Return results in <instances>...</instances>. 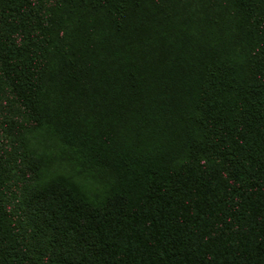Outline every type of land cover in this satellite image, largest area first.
Segmentation results:
<instances>
[{
    "label": "trees",
    "instance_id": "trees-1",
    "mask_svg": "<svg viewBox=\"0 0 264 264\" xmlns=\"http://www.w3.org/2000/svg\"><path fill=\"white\" fill-rule=\"evenodd\" d=\"M0 264H264V0H0Z\"/></svg>",
    "mask_w": 264,
    "mask_h": 264
},
{
    "label": "rangeland",
    "instance_id": "rangeland-1",
    "mask_svg": "<svg viewBox=\"0 0 264 264\" xmlns=\"http://www.w3.org/2000/svg\"><path fill=\"white\" fill-rule=\"evenodd\" d=\"M51 145H52V150H55L56 148L53 146V144H51ZM56 170L59 172H63L65 174H74L75 173L72 166L67 164V162L63 159L56 164Z\"/></svg>",
    "mask_w": 264,
    "mask_h": 264
}]
</instances>
